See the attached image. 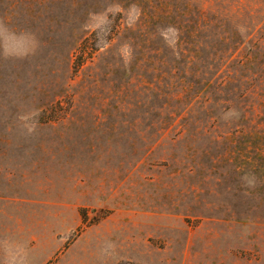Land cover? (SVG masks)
Wrapping results in <instances>:
<instances>
[{
    "label": "rangeland",
    "instance_id": "rangeland-1",
    "mask_svg": "<svg viewBox=\"0 0 264 264\" xmlns=\"http://www.w3.org/2000/svg\"><path fill=\"white\" fill-rule=\"evenodd\" d=\"M0 264H264V0H0Z\"/></svg>",
    "mask_w": 264,
    "mask_h": 264
}]
</instances>
